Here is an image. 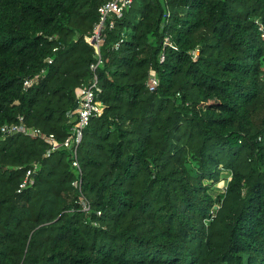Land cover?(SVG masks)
I'll return each instance as SVG.
<instances>
[{"label": "trees", "instance_id": "obj_1", "mask_svg": "<svg viewBox=\"0 0 264 264\" xmlns=\"http://www.w3.org/2000/svg\"><path fill=\"white\" fill-rule=\"evenodd\" d=\"M106 1L0 0V125L67 136ZM262 28L264 0H133L100 48L81 173L70 151L0 135V264H264Z\"/></svg>", "mask_w": 264, "mask_h": 264}, {"label": "built area", "instance_id": "obj_2", "mask_svg": "<svg viewBox=\"0 0 264 264\" xmlns=\"http://www.w3.org/2000/svg\"><path fill=\"white\" fill-rule=\"evenodd\" d=\"M132 4L133 0H107L98 7L97 21L94 23L88 37V42L95 50V62L91 63L89 66L92 76L88 82L81 84L76 91V108L67 113L68 134L62 141H58L53 134H46L39 128L27 126L22 118H19L17 123L0 125V135L3 137L21 135L41 140L49 147V153L57 150L70 151L73 154L71 166L80 174V166L77 161L76 152L82 141L83 132L88 126L90 120L95 117H100L104 110V106L98 98L100 89L98 87V79L96 76V69L101 64L100 48L103 44L105 32L114 28L115 21L120 19L125 12L131 8ZM168 16L169 12L166 7L164 17L167 18ZM262 30L264 31L263 28ZM162 44L163 47H171V42L167 37L164 38ZM118 46L119 43H116L114 49H117ZM57 50V48H54L53 52L55 53ZM197 53V50L191 52L194 59H196ZM163 61L164 56L161 54L159 62L162 63ZM52 63L53 58L50 57L46 60L47 65H51ZM44 74L45 70H41L40 73L36 74L34 77L25 79L23 82V89L27 90L37 84ZM157 86L158 79L155 73L150 71L147 80V87L149 91H154ZM37 167L38 165L34 164L32 169L26 172L23 181L18 186V193L32 184L31 175ZM72 186L80 191V180L78 179L72 182ZM79 202L81 204V210L85 213L89 212L90 205L83 197L79 198ZM99 215L100 213L98 212L97 216Z\"/></svg>", "mask_w": 264, "mask_h": 264}, {"label": "rangeland", "instance_id": "obj_3", "mask_svg": "<svg viewBox=\"0 0 264 264\" xmlns=\"http://www.w3.org/2000/svg\"><path fill=\"white\" fill-rule=\"evenodd\" d=\"M229 177L226 173H224L221 177V181L218 183L217 187L222 189L224 184L228 181Z\"/></svg>", "mask_w": 264, "mask_h": 264}]
</instances>
